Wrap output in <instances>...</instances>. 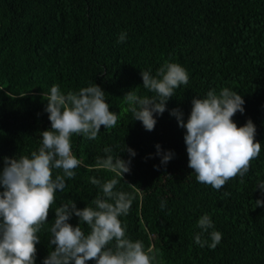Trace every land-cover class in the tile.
Listing matches in <instances>:
<instances>
[{
	"label": "trees",
	"instance_id": "1",
	"mask_svg": "<svg viewBox=\"0 0 264 264\" xmlns=\"http://www.w3.org/2000/svg\"><path fill=\"white\" fill-rule=\"evenodd\" d=\"M121 32L127 39L118 43ZM166 63L183 67L189 80L174 90L164 113L153 114L156 124L149 132L133 120L123 96L133 91L157 98L142 86L140 72L159 79L157 71ZM92 84L105 92L117 124L101 126L95 140L82 134L70 138L82 165L57 191L37 233L35 264L54 250L48 229L55 209L69 201L80 210L95 208L92 201L102 192L89 178L102 183L117 178L95 166L107 155L131 159L130 173L114 191L135 198L119 219L126 238L141 241L145 251L153 248V264H264V206L255 204L264 203L257 188L264 182V0H0V169L4 158H30L41 146L40 133L50 130L43 93L53 85L62 94L78 93ZM224 88L242 96L244 113L232 121L237 127L252 121L261 151L243 177L215 190L197 182L187 166L186 130L170 112L179 109L186 123L194 97L206 98L210 90L219 95ZM125 146L136 155L130 157ZM166 152L174 156L161 165ZM57 174L61 170L54 169L53 178ZM205 214L213 228L202 239L210 244V232L222 234L215 249L194 242L202 232L197 221ZM68 223L75 227L79 219L73 216ZM107 247L114 250L115 241Z\"/></svg>",
	"mask_w": 264,
	"mask_h": 264
},
{
	"label": "clouds",
	"instance_id": "2",
	"mask_svg": "<svg viewBox=\"0 0 264 264\" xmlns=\"http://www.w3.org/2000/svg\"><path fill=\"white\" fill-rule=\"evenodd\" d=\"M126 39L127 34L121 32L117 42ZM140 76L142 86L155 92L158 99L141 98L129 91L123 100L130 106L133 120L140 121L144 129L151 132L156 124L153 114L165 112L174 90L187 85L189 77L186 70L175 63L162 66L156 74L159 79L151 76L149 71L140 72ZM42 97L46 101L44 111L48 113L50 130L40 133L41 146L30 158H4L0 169V264H35L36 245L40 243L37 233L47 221L57 191L65 189L66 180L74 179V170L82 165L72 153V135L82 134L95 140L101 126L109 129L117 124L118 116L109 111L105 92L98 85L67 94H62L60 87L53 85ZM191 104L186 123L179 109L170 112L176 117L178 127L186 130L187 166L195 173L197 182L220 190L227 181L243 177L249 171L251 161L259 156L261 144L255 142L256 128L251 120L242 127L232 121L237 112L244 113V100L227 88L219 95L210 90L206 98L194 97ZM156 148L159 156L160 146L156 145ZM124 151L130 157L136 155L126 146ZM104 152L110 153L111 149L105 148ZM173 156L172 152L164 153L161 165H166ZM130 164L131 159L125 161L112 155L97 158L95 166L114 173L117 178L103 183L89 178L90 183L102 192L92 201L95 208L86 206L80 210L74 201H69L55 209L54 223L48 229L51 234L48 243L54 250L42 264H86L89 260H94L95 264H153L156 259L153 248L145 251L141 241L126 238L119 219L128 214L135 198L130 193L114 191L123 175L130 173ZM54 169L61 170L62 174L53 178ZM257 188L264 194V182ZM255 204L256 208L264 206L261 200H256ZM160 206L163 209L165 203L162 201ZM73 216L79 219L75 227L68 223ZM81 224L90 228L88 234ZM197 227L202 232L194 236L195 244L215 249L222 239L220 232H210V244L202 239L203 232L213 228L207 214L198 219ZM112 241H115L114 250L107 247Z\"/></svg>",
	"mask_w": 264,
	"mask_h": 264
}]
</instances>
